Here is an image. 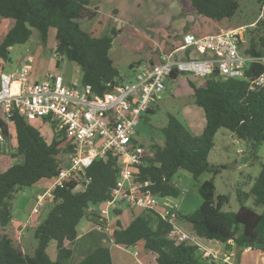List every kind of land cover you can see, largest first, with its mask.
<instances>
[{"label": "trees", "instance_id": "trees-1", "mask_svg": "<svg viewBox=\"0 0 264 264\" xmlns=\"http://www.w3.org/2000/svg\"><path fill=\"white\" fill-rule=\"evenodd\" d=\"M190 3L197 15L217 23L231 21L240 10L238 0H190ZM90 5V0H0V18L14 21L0 44V58H8L12 47L28 43L34 31L46 44L50 30L55 29V55L79 67L82 85H90L95 94L102 96L123 84L110 57L118 32L113 29L110 34L96 38L82 28L84 21H93L97 16V10L90 9ZM254 24L246 31L248 46L243 53L264 58V14ZM263 73V64L251 63L245 69L244 79H227L214 72L202 87L189 80L194 103L205 114L202 134L194 135L170 115L161 130L163 145L153 144V158L139 168L140 181H149L153 194L160 198H179L174 178L182 170L189 172L194 180L205 173L212 174L213 178L199 187L203 200L199 209L188 216L179 214V223L186 221L195 238L224 245L226 253L234 248L264 252V163L248 191L237 186L239 209L229 212L225 208L231 197L216 195L214 184V177L221 174L224 167L209 161L216 135L222 129L245 144L251 159L259 160L258 154L264 146V86L254 91L250 86ZM185 75L173 74L171 79ZM52 128L54 139L47 142L31 122L17 114L13 115L9 126H5L7 138L11 130L14 132L16 154L13 157L21 161L0 172V264H68L81 221L92 217L100 226L99 221L105 220L94 208L109 200L116 185L119 164L113 157L96 160L86 170L83 189H76L75 181L55 189L47 217L33 228L38 243L34 255L25 254L8 232L14 219L12 202L16 194L44 180H54L60 156L71 150L65 131L57 132ZM115 214V228L110 238L75 264H113L112 245L128 249L140 243L155 256L156 264H221L191 242L171 240L172 226L153 211L133 214L127 225L121 209ZM52 243L56 244L55 260H51L47 252Z\"/></svg>", "mask_w": 264, "mask_h": 264}, {"label": "rangeland", "instance_id": "rangeland-1", "mask_svg": "<svg viewBox=\"0 0 264 264\" xmlns=\"http://www.w3.org/2000/svg\"><path fill=\"white\" fill-rule=\"evenodd\" d=\"M90 1L94 5L99 6L98 10L94 9L97 10V16L93 21H84L82 28L96 38L110 34L113 29L118 32L110 57L114 61L125 84L133 83L135 80L134 72L131 69L133 64L143 61L148 54L155 53L157 47L154 44H160L164 49H172L173 46L170 44L178 41L179 37L184 33L188 22H191V25L193 23L203 25L204 28H202V31H199V35H207L231 29H239L237 28L239 24L257 21L264 14V8L261 11L260 7L256 5L257 0H238L240 10L233 18L232 21L234 22L226 23V26H223L221 29H214L209 24L216 22L199 15H193L195 11L191 6L190 0ZM196 17L200 19H195ZM0 22H5L6 26H8L12 21L0 18ZM205 22L208 24H204ZM6 26L3 27L0 24V43L3 40V35L9 29H6ZM253 26L255 24L249 27L251 28ZM248 28H242V34L245 39L243 49L248 46L246 39V31ZM161 46H158L159 50L163 49ZM55 47V29H51L46 44L41 41L38 32L34 31L28 43L12 47L9 51L8 58H0V74H11L17 69L20 61L32 59L33 74L30 77H44L47 72H56L65 75L66 78H70L73 84L76 82L80 84L82 81V73L79 67L75 63L59 59L55 55ZM58 63L59 66H57ZM186 76L193 82H196L199 87L204 86L206 83V79H198L189 74L181 76L177 84L170 81L166 83V92L160 103L155 107L156 112L154 114L147 113L144 115L138 130V140L146 147L151 148L150 143L152 141L157 142L156 145H163L164 138L161 130L166 126L170 115L176 117L181 123L186 125L194 135L202 134L206 124L205 114L203 109L195 105L191 92L186 85ZM32 81L35 82L36 80ZM144 117H147V120ZM31 124L41 132L47 142L53 141L55 134L49 123L33 121ZM226 133L230 134L225 129L217 133L215 147L210 153L209 161L212 165L224 167L221 170V174L214 177L216 195H229L231 200L230 204L225 208V211L236 212L239 209L236 188L238 185H241L245 191L250 189L251 182L253 183L259 175L262 164L264 163V146L258 154L259 160H253L249 157L245 144L241 141L236 143L235 138H229ZM9 135L11 136L5 140V145H0V170L7 169L10 165L21 161L19 158L13 157V154H16L13 130H11ZM212 178V174L205 173L198 180H194L192 175L184 170L175 176L174 184L180 191V196L178 199H175V202L178 205V212L181 216L191 215L199 209L203 201L199 193V187L203 182L211 180ZM53 184L54 180H44L33 187L26 188L17 193L12 202L14 220L10 224L11 228L8 232H11V237L16 242V245H18L17 242L22 243L25 249L22 251L25 254L34 255L38 243L34 238L33 228L45 220L48 210L39 216H31L32 220L30 224L26 225L27 227L24 229L26 236L23 240H20L15 233L22 226L19 218L23 217V220H25L29 217L34 207L36 193L41 189L50 188ZM105 208L106 206L103 204L95 207L94 210L99 213ZM127 209L128 206L124 205V210ZM140 211L142 210L139 208H133L134 214H138ZM109 218L113 220V214H110ZM122 218L124 219L125 225L131 219L127 217L126 213H124ZM86 222H88L87 219L82 220L80 226L81 224L82 226L86 225ZM99 223L109 230H101L98 228L97 223H92L90 232H93V234L86 237L85 241L86 239H92L94 243L93 248L99 243H103V240L107 241L109 237L106 232H111L115 228L113 221H110L107 226L105 224L106 222L102 223L99 221ZM180 224L191 237H194L195 245L207 250H218L221 248L225 250L224 245L217 241H208L205 239L201 241L200 238H195L191 226L186 221H181ZM80 232L85 231L80 229ZM232 251L235 255L231 256L230 262L233 264H264L260 255L262 253L261 251H254L248 255L243 254L242 251L236 248ZM239 251L240 253H238ZM47 252L50 259L55 260L56 244L52 243ZM222 252L216 254L212 252V255L216 256L217 262L220 260L221 264H224L223 259L226 257L225 255L223 256ZM81 253H85L86 255V252H80L76 248L74 259L68 264H75L81 259L83 257V255H80ZM226 254H229V252ZM112 255L114 264H134L135 262L140 264H155L153 255L145 249L143 243L128 249L123 248L120 251L114 249L112 250Z\"/></svg>", "mask_w": 264, "mask_h": 264}, {"label": "built area", "instance_id": "built-area-1", "mask_svg": "<svg viewBox=\"0 0 264 264\" xmlns=\"http://www.w3.org/2000/svg\"><path fill=\"white\" fill-rule=\"evenodd\" d=\"M242 32L237 29L208 35L187 33L181 45L162 53L157 63L135 66L133 83L114 86L102 96L95 94L90 85L66 84L62 75L56 72L47 74L42 81L33 82L31 59L16 75L1 73L0 145H5L4 129L14 114L26 122L42 121L55 127L57 132L65 131L71 145V150L60 156L53 186L37 194L31 216H39L49 208L55 189L72 181L77 182L76 189H83L86 170L96 160L113 157L118 161L119 174L110 198L104 204L106 208L100 211L105 218L101 222H106L110 211L125 204L157 213L172 226L171 240L194 244V237L179 223L175 198H160L153 194L149 181H140L139 168L154 154L152 148L138 140V130L143 116L162 100L166 83L173 74L207 79L218 72L227 79H244L249 64L264 65V58L243 53L245 39ZM262 86L264 73L251 83L250 89L254 91ZM98 228L103 230L102 225Z\"/></svg>", "mask_w": 264, "mask_h": 264}, {"label": "crops", "instance_id": "crops-1", "mask_svg": "<svg viewBox=\"0 0 264 264\" xmlns=\"http://www.w3.org/2000/svg\"><path fill=\"white\" fill-rule=\"evenodd\" d=\"M256 5L257 6H259L260 7V9H261V11H263V8H264V0H257V2H256ZM99 6L98 5H94L93 4V2H91V5H90V9H92V10H94V9H99L98 8ZM115 12V11H114ZM193 15H197L196 14V12H194L193 13ZM198 17V16H197ZM195 18V19H200V18ZM233 20V19H232ZM229 21V22H222V23H210L209 25L211 26V27H213L214 29H221V28H223V26H226V23H230V22H234V21ZM12 22H10V24L8 25V26H6V23L5 22H0V24H1V26L3 25V27L4 26H6V29L7 28H9L6 32H8L12 27H13V25H14V21L13 20H11ZM256 21H252V22H246V23H241V24H239L238 25V27L237 28H239V29H241V30H243L242 28L243 27H249V26H252V24H254ZM204 24H208V23H204ZM202 28H204V26L203 25H200V24H195V23H193L192 25H191V22H188V25H186V27H185V31H184V33H182V35L179 37V39H178V41L176 42V43H174V44H170V45H172L173 46V48L172 49H164L160 44H158V45H156V44H154V46L155 47H157V51L155 52V53H151V54H148L147 55V57H146V59H144L143 61H140V62H137V63H135V64H133V66L135 67V66H138V65H141V64H145V63H151V64H155V63H157L158 61H159V54L161 53H168V52H171V51H173L174 49H176L177 47H179L180 45H181V41H182V38H183V36L185 35V34H187V33H193V34H196V35H199L200 33H199V31L201 30L202 31ZM233 28V27H232ZM231 30H237V29H231ZM51 31V30H50ZM195 31V32H194ZM6 34L7 33H5L4 35H3V39H4V37L6 36ZM49 34H50V32H49ZM208 35V34H207ZM49 38V37H48ZM3 41V40H2ZM157 42V41H156ZM2 43V42H1ZM0 43V44H1ZM158 46H161L163 49L162 50H159V47ZM171 48V47H170ZM11 50V49H10ZM113 51V48L111 49V52ZM111 52H110V54H111ZM27 60H29V59H27ZM26 59H24L23 61H20L19 63H18V67H17V69L16 70H14L10 75H16V74H18L20 71H21V69H22V67L24 66V64H26L28 61H27ZM32 60V59H31ZM114 62V61H113ZM57 66H59V65H57ZM132 69V68H131ZM133 70V72H134V75H135V69H132ZM49 73H51V72H47L46 73V75H44V77H40V76H38V77H33V76H31V80H36V81H42V80H44L45 78H46V76H47V74H49ZM32 74H33V72H32ZM62 75V77L64 78V81H65V83L66 84H68V85H72L73 83H72V81L70 80V78H66V76L65 75H63V74H61ZM187 77V76H186ZM181 79V76L177 79V80H173V79H171V80H169L170 82H174V83H178L179 82V80ZM189 78L187 77V80H186V85H187V87H188V89H189V91L191 92V96L193 97V94H194V91H193V89L190 87V85H189ZM192 81V80H191ZM197 84V83H196ZM198 86V85H197ZM205 86V85H204ZM178 87H179V85H178ZM194 99V98H193ZM156 110V108H153L152 109V111H155ZM156 112V111H155ZM203 130H204V128H203ZM203 132V131H202ZM226 135L229 137V138H235L233 135H232V133H230V134H227L226 133ZM217 136V135H216ZM234 142V141H233ZM235 142L236 143H238V142H240L239 140H237V139H235ZM153 144H157V142H155V141H152L151 143H150V145L152 146ZM11 166V165H10ZM4 170H6V169H4ZM4 170H0V172H2V171H4ZM46 189H41L40 191H38L37 193H36V195H35V197H34V204H35V198H36V196H37V194H39V193H41V192H43V191H45ZM124 205L125 204H122V205H120V207L119 208H117V209H121L122 210V212H123V215H122V217L124 216V213H126V215H127V217L128 218H131L132 217V215L134 214V212H133V208H130V207H128V209L127 210H124ZM116 209V210H117ZM116 210H114V211H110L109 212V215L110 214H113V220H110V218H109V216H108V218H106V226H107V224H109V222L110 221H113V223L115 222V219H116V214H115V211ZM31 214H32V211H31ZM31 214L29 215V217H27L25 220H23V217H20L19 218V220H20V222H21V228H20V230H16L17 232H15L16 234H17V236H18V238L20 239V240H23V239H25V236H26V232H24V229L27 227L26 225H29L30 224V221L32 220V218H31ZM14 218V217H13ZM92 217H90V219H87V221L88 222H86L85 224L86 225H84V226H82V224H81V226L79 227L78 226V229H77V231H78V238H77V240H76V243H75V245L72 247V249H73V255H72V258L70 259V263H71V261L74 259V255H75V250H76V248H78L79 249V251L81 252V251H83V252H86V255H85V253H81L80 255H83V257H85V256H87L92 250H94L95 248H97V247H99V246H101V244L103 245V244H105L106 243V240H103L102 242L103 243H99L96 247H92V246H94V243H93V240L92 239H86V241H85V238L86 237H88V236H90V235H92L93 234V232H90L91 231V227H92V223H94L93 222V220L91 219ZM14 220V219H13ZM85 220V219H84ZM105 227V226H104ZM103 227V230H109V229H106V228H104ZM10 228H11V226H10ZM109 228H110V226H109ZM80 229H82V230H84L85 232H80ZM19 231V232H18ZM106 234L108 235V237L110 238V236H111V232H106ZM201 241H204V239H200ZM16 243V242H15ZM18 243V246L23 250L24 248H23V246H22V243H20V242H17ZM92 247V248H91ZM201 247V246H200ZM118 248V249H117ZM202 248V247H201ZM220 248V247H219ZM118 250V251H120V250H122L123 249V247H120V246H117V245H112L111 246V253H112V250ZM203 249V251H205V254L208 256V255H210V256H213V257H215L216 258V256L215 255H212V252L213 253H221L222 252V250H223V256L225 255V259H223L224 260V263H226V264H233V263H231L230 262V259H231V256H234L235 254H234V252L233 251H231V252H229V254H226V253H224V249L223 248H221V249H218V250H214V249H204V248H202ZM25 250V249H24ZM254 251H256V250H252L251 248H249V249H246V250H243L242 252H243V254H250L251 252H254ZM24 252V251H23ZM88 252V253H87ZM152 254V253H151ZM153 255V254H152ZM221 255V254H220ZM261 259H262V261H263V263H264V252H262L261 254ZM83 257H81V258H83ZM153 257H154V262H155V256L153 255ZM112 260H113V264H114V258H113V255H112ZM134 264H140V263H134ZM155 264H156V262H155Z\"/></svg>", "mask_w": 264, "mask_h": 264}]
</instances>
